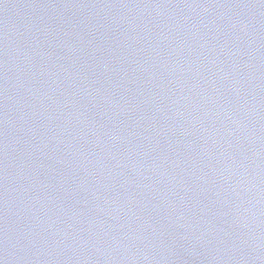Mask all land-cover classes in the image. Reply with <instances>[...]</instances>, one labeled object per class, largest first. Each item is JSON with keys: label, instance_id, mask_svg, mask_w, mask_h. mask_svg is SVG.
I'll return each instance as SVG.
<instances>
[{"label": "water", "instance_id": "95a60500", "mask_svg": "<svg viewBox=\"0 0 264 264\" xmlns=\"http://www.w3.org/2000/svg\"><path fill=\"white\" fill-rule=\"evenodd\" d=\"M0 264H264V0H0Z\"/></svg>", "mask_w": 264, "mask_h": 264}]
</instances>
